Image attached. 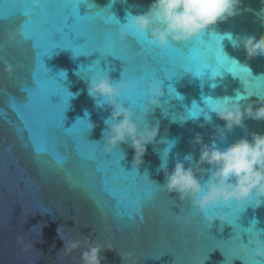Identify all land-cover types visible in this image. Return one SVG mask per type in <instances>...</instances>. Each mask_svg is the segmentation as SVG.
I'll use <instances>...</instances> for the list:
<instances>
[{
    "label": "water",
    "instance_id": "water-1",
    "mask_svg": "<svg viewBox=\"0 0 264 264\" xmlns=\"http://www.w3.org/2000/svg\"><path fill=\"white\" fill-rule=\"evenodd\" d=\"M153 3L0 0V264H82L81 254L89 246L85 240L104 248L101 264H256L246 229L255 219L256 231L264 230V204L243 209L214 205L221 222L214 219L209 225L188 200L159 188L165 177L158 169L168 142L175 141L168 171L177 161L187 168L185 155H193L192 164L200 158L201 145L192 143L196 135L210 145L215 128L225 126L211 112L210 123L203 117L183 124L171 121L193 101L207 111L204 98L248 92L255 95L246 103L254 110L260 107L256 95L264 96V55L249 57L243 44L233 46L226 34L241 40L264 35V19L257 15L264 0H240L234 16L218 21L214 30L224 39L205 33L166 51L135 33L120 41L118 25L105 22L107 12L100 10L108 7L124 24L129 13L145 14ZM81 35L88 36L87 44L78 45L84 43ZM109 42H114L110 49ZM172 48L188 56L170 54ZM44 51L48 55L42 56ZM6 64L13 65L12 73L5 72ZM80 67L85 76L101 70L117 82L122 74L161 83L168 116L159 107L146 115L148 126L158 123L159 131L136 171L128 144L105 151L104 121L111 109L96 107L87 82L75 74ZM60 71H66L67 79L59 77ZM170 86L183 101L169 100ZM68 92L79 95L68 97ZM144 102L133 95L124 106ZM85 111L92 129L87 121L76 123ZM72 126L75 132L67 129ZM252 133L264 134V119L245 116L243 126L234 125L218 146L223 149L241 138L251 141ZM38 224L41 232L40 227L29 231ZM59 227L65 241L78 239L80 247L65 252Z\"/></svg>",
    "mask_w": 264,
    "mask_h": 264
},
{
    "label": "clouds",
    "instance_id": "clouds-1",
    "mask_svg": "<svg viewBox=\"0 0 264 264\" xmlns=\"http://www.w3.org/2000/svg\"><path fill=\"white\" fill-rule=\"evenodd\" d=\"M239 3L240 0H154L147 13L140 15L129 13L127 23L124 24L115 18L108 7L100 10L107 12L102 16L105 22H115L118 25L120 41L125 40L130 33H135L146 38L156 48L166 51L171 45L198 39L205 33L213 38L224 39V36L215 32L214 26L218 21L234 16ZM257 15L264 19V9H261ZM226 35L233 46L243 44L249 57L257 54L264 55V35L249 36L242 40L233 39L231 34ZM113 45L114 42H109L107 47L110 49ZM233 61L239 63L234 59ZM4 70L10 74L14 71V67L6 64ZM88 70L92 72L91 65L88 66ZM75 74L87 82V93L93 98L96 107L102 108L107 104L111 109L110 116L104 121L107 126L103 131L105 151L111 153L117 149L118 145L128 144L135 152L132 168L136 171L143 163L142 158L147 146L156 143L155 138L159 131L158 123L155 126H148L146 115L159 107L163 110V115L168 116V109L165 107L168 100L162 104L160 99L164 95L161 83L152 80L142 81L138 78L126 79L122 74L121 80L117 82L101 70L85 76L81 67ZM58 75L62 79H67L66 71H60ZM68 94V97L79 95V93L70 92ZM133 95H138L147 102L140 105L128 104L125 107L124 102ZM168 95L169 100L183 101L184 99L171 86ZM253 95L255 94L247 92V95H242L237 92L234 97L226 96L216 99L207 97L203 100L207 111L193 101L190 108H185L183 115L171 116L172 122L181 124L188 120L195 121L200 117H203L206 123H210L212 116L209 113L211 112L226 122L224 127L215 128L216 137L210 145L203 144L202 137L199 134L196 135L192 143L201 145L200 158L196 164L191 163L193 155L190 153L184 156V161L189 162V167L185 168L183 162L177 161L173 170L168 171V156L175 141L168 142V148L160 154L161 164L158 170L164 172L165 182L163 185H158L159 188L168 194L178 193L182 201L188 200L191 207L197 210L209 225L214 219H219L221 222L218 213L212 210L214 205L234 204L243 209L248 205L258 208L264 204V134L252 133L251 141L241 138L229 143L223 149L218 146V142H224L225 133L230 132L234 125L243 126L245 116L257 120L264 119V96L256 95L258 97L256 103H259L260 107L255 110L252 103H246ZM89 115L85 111L84 118L78 117L76 123L87 121L92 129L94 125L89 121ZM203 126V124L200 125V127ZM163 142L162 140L161 143ZM124 157L123 153V159ZM203 165L210 167L204 168ZM205 173L208 174L207 180L203 179ZM45 213L51 212H40L41 215ZM224 223L232 225L227 221ZM257 223L258 221L253 219L246 232L251 234L250 243L254 245L251 248L256 257V264H261V260H264V239L260 238V234L264 230L256 231ZM37 227H40L41 232L39 224L34 225L29 231ZM57 233L65 241L60 227ZM18 239L23 243V237ZM84 243L89 246L81 254L82 264H101L100 253L104 248L94 241L85 240ZM80 245V240L69 239L65 241L63 249L70 253Z\"/></svg>",
    "mask_w": 264,
    "mask_h": 264
},
{
    "label": "snow or ice",
    "instance_id": "snow-or-ice-1",
    "mask_svg": "<svg viewBox=\"0 0 264 264\" xmlns=\"http://www.w3.org/2000/svg\"><path fill=\"white\" fill-rule=\"evenodd\" d=\"M70 11H71V9H68V12H70ZM80 37H84V43H83V44H78V45H85V44L88 43V36H87V35H81V36H79L78 38H80ZM26 38H27V37H26ZM51 50H52V49H49V51H51ZM173 53H174L175 55L179 56L181 59H185V58L188 56V54H187L186 52H184V53L177 52L175 48H172L171 51H170V54H173ZM44 55H48V52H47V51H44L43 54H42V56H44ZM42 56H41V57H42ZM43 71H44V73L46 74V79H48L49 81L52 80V79L49 78L48 75H47V69L44 68ZM141 79H143V78H141ZM57 86H58V84H57ZM67 129H68L70 132H75V131H76V128H75L74 126H72L71 128H67Z\"/></svg>",
    "mask_w": 264,
    "mask_h": 264
}]
</instances>
